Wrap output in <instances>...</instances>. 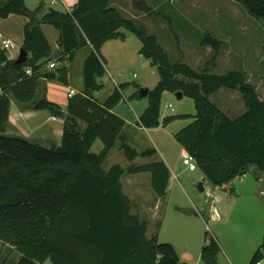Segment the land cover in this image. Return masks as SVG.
<instances>
[{"label":"trees","instance_id":"obj_1","mask_svg":"<svg viewBox=\"0 0 264 264\" xmlns=\"http://www.w3.org/2000/svg\"><path fill=\"white\" fill-rule=\"evenodd\" d=\"M235 1L248 16L264 22V0ZM133 6L149 13L144 0H134ZM42 14L40 8L30 12L24 0H0V19L17 15L29 20L21 46L29 56L25 64L14 65L0 49V242L22 255L18 264H183L171 244L159 243L156 234L146 237L147 223L131 213V204L121 190L124 170L119 165L107 172L102 169L118 142L130 163L157 153L154 149L138 153L128 146L124 120L110 112L123 98L121 89L126 85L114 89L102 105L93 100L98 80L105 75L101 47L110 40L124 41L122 30L141 42L139 54L156 67L159 81L148 91V106L138 125L156 129L190 117L192 122L174 138L213 188L227 187L250 168L256 178L264 174V100L240 72L215 75L204 69L198 73L181 62L172 63L155 37L124 18L109 0H77L71 12L49 9ZM41 24L58 32V55L52 54ZM201 45L217 50L220 41L206 34ZM83 47L90 48L83 63V94L72 96L65 112L57 104H45L52 116L63 120L61 146L44 148L5 135L11 101L35 109L40 79L65 83L67 63ZM59 56L54 71L41 72ZM221 89L239 92L246 112L235 118L222 114L209 100ZM176 92L193 101L195 114L161 120L162 95ZM78 120L85 122V128ZM98 139L104 148L93 154L91 147ZM142 173L151 174V189L163 199L169 180L165 165L153 162L127 169L128 175ZM220 252L218 242L206 235L201 262L218 264ZM263 259L264 235L250 263Z\"/></svg>","mask_w":264,"mask_h":264},{"label":"rangeland","instance_id":"obj_2","mask_svg":"<svg viewBox=\"0 0 264 264\" xmlns=\"http://www.w3.org/2000/svg\"><path fill=\"white\" fill-rule=\"evenodd\" d=\"M156 1L149 0L147 5L149 13L140 12L135 8L130 9L128 14L125 8L124 10L121 8L119 13L124 18L131 19L137 26H143L148 35L154 36L172 63L181 62L198 73L204 69L215 75L229 71L240 72L244 74L246 82L255 88L258 97L264 100V22L246 15L243 9H240L242 17L229 14L221 6L224 3L227 5L226 0H161L160 3ZM50 8L66 12L60 3L50 5ZM122 32L127 35L126 43L119 41L107 43L103 55L112 58V66L119 70L117 81L126 85L125 90L121 89L126 100L122 98L115 106V111L138 125L137 105L133 99L128 102L127 98H131L133 93H139L141 89L153 90L159 76L151 61L139 54L141 42L136 36L128 31ZM206 34L220 41L217 50L201 45ZM19 50L18 45L10 50L14 54V59L17 58ZM52 63L55 64V68L59 66L58 60H52ZM106 69L109 71L110 66ZM63 86L67 87L62 84ZM71 86L78 92L77 82L73 81ZM113 90L111 85L100 83L93 94L102 102ZM61 91L65 92V89ZM209 100L229 118L246 112L242 96L237 91L221 89L210 96ZM142 103L147 104V101L143 100ZM160 114L165 117L192 116L195 114V108L193 101L188 97L178 99L175 94L164 93ZM191 122L192 119L188 117L173 121L165 128L158 127L139 133L140 135L138 133L133 135L132 145L135 151L140 153L157 147L160 159L156 155L152 160L137 158L130 163L123 157L117 143L108 153L102 169L107 172L112 166L119 165L124 170L120 179L122 193L131 204V213L137 214L147 223L149 230L148 234L146 233L147 238L158 231L160 243L173 244L178 253L188 251L194 263L207 235L218 242L221 249V264H228L223 259V254H226L233 264H249L252 251L256 249L255 241L262 231L264 197L258 194V190L264 187V181L259 183L249 169L242 177L222 190L209 184L206 187L202 172L198 168L189 171L183 164L179 145L174 138L177 132ZM155 159V162L167 160L174 177L165 197L161 199L157 209L152 211L157 196L151 185L146 178H133L128 175L127 169L132 165H142ZM200 183L205 188L204 192L198 189ZM232 188L234 190L236 188V191L230 192ZM211 208L218 210L222 220L215 222L209 219ZM190 211H193L192 215L189 214ZM16 258L15 251L0 243V264L4 260L7 264H13Z\"/></svg>","mask_w":264,"mask_h":264},{"label":"crops","instance_id":"obj_3","mask_svg":"<svg viewBox=\"0 0 264 264\" xmlns=\"http://www.w3.org/2000/svg\"><path fill=\"white\" fill-rule=\"evenodd\" d=\"M24 1H25V6L27 7V9L30 12H35L38 8H40L44 13V12H47L49 9H51L50 8V5H51L50 0H24ZM144 1H145L146 5L149 4V0H144ZM160 1L161 0H157L156 2L160 3ZM226 1H227V5H226V3H224V4H221V6L223 8H225L229 14H232L233 16L236 15L239 17L243 16V14L240 10V9H242V7L235 0H226ZM133 2H134V0H109V5L113 8H115L117 11H119V9H121V8H122V10H124V8H125L126 9L125 12L128 14V11L130 9L134 10L133 9L134 8ZM58 3H60L65 8V11H66L65 13H68V12H71L73 7L76 5L77 0H61ZM32 6H34V7H32ZM28 21H29L28 18L17 16V15H11L7 19H0V35L2 36L1 37L2 39H0V42L3 39H10L14 42V47L10 48L8 51H4L1 49L2 51H4L7 54L8 60H11V61L15 60L14 54L10 50L15 49L16 45H18V47H20V49H21L22 42H23V28ZM49 27L52 28V30ZM40 29L42 30V32L44 33L45 37L48 40V43L51 47L52 54L58 55L59 54V48L57 45V41H58V37H59L58 32L51 25H48V24H41ZM46 29H47V31H46ZM124 36H125L124 41L110 40V41L105 42L103 44V46L101 47L100 54H101V57L103 58V60L105 61V66H104L105 67V75L103 78L98 80V84H100V83L101 84H109V85H111V87L113 89L119 88V86L122 85L116 79L117 75L119 73V70L112 66V63H111L112 58L103 55V50H104L105 45H107V43H110V42H118L119 41V43L125 44L127 41V35L124 34ZM140 49H141V47H140ZM89 53H90L89 47H83V48H81L75 52L72 61L67 63V72H66L65 83L59 82L57 80L49 81V80L41 78L39 81V84L37 86V91H36L37 99L40 100V99L44 98L46 100V102L57 104L62 108L63 112H65L68 108V105H69L70 99H71V97H68L69 91L73 90L75 92L73 96L78 95V94H83V91H84L83 74H82L83 63H84L85 59L87 58V56L89 55ZM59 58H61V57L59 56V57L53 58V60H57ZM62 59L64 60L65 58L62 57ZM50 63H52V61L48 62L43 67V69L41 70L42 73L54 71V68L50 69L48 67V65ZM108 66H110L109 71H107V69H106ZM106 72H107V74H106ZM73 81L77 82L79 85L78 92H76L77 90L72 89L71 83ZM62 84H64L67 87L66 88H64V86L62 87ZM62 89H65V92H62L61 91ZM80 90H82V91H80ZM134 94L135 93L132 94L131 98H129V99L127 98V100H128V102H130L129 100L133 99L134 104L137 105V112H138L137 113V122H139V117L142 115V113L145 111V109L148 106V100H147V98H140V97L139 98H133ZM110 95H111V93H108L106 98L102 102L99 101V99H96L94 97L95 94H93L92 97H93V100L97 104L102 105ZM163 95H162V97H163ZM122 96L126 100L123 93H122ZM162 97H161V102H162ZM136 99H143V100L147 101V104H143L144 103V102L142 103L143 100L138 101ZM110 112L113 113L114 115L120 117L122 120H124V122H125V127H124L125 140H126L128 146H130L132 149H134V147L132 145L133 135L136 133L139 134V133L145 132L147 130H151V129H145L143 127H140L139 125H137V123L136 124L131 123L127 119V117L118 114L115 111V107ZM160 116H161L160 117L161 120L165 118V116H163L161 114H160ZM180 120H183V119H180ZM175 121H177V120H175ZM78 123L81 126V128H85V126H86L85 122L78 120ZM63 127H64L63 120L52 116L51 113L48 110H46L45 108L44 109H32L30 107V105L18 104L15 101H11L10 108H9V117H8V121L6 124L5 135L11 136V137L22 138V139H24L30 143L37 144V145L42 146L44 148H49L51 146L59 147V146H61V143H62ZM116 145H117V143H116ZM118 147H120V143H119ZM178 147H179V154L182 158V155L187 153V152L185 150H183L180 146H178ZM103 148L104 147H103L102 142L98 139L93 143V145L91 147V153L99 154L103 150ZM154 150H156V153H157L156 155H158V158L160 159L161 157H159L160 153L158 151V148L156 147V149L154 148ZM122 155H123V152H122ZM123 157H125V156L123 155ZM148 160H152V158H149ZM155 161H156V159L154 161H150V162L144 163L142 165L151 164V162L153 163ZM161 161L165 165V167L169 173V180H168V186H169V184L171 183L172 177H174L173 171L171 169V165H169L167 160L161 159ZM137 166H139V165H137ZM250 172H252V168H250ZM262 175H264V174H262ZM262 175H261V177L256 178L259 183H263L262 181H264V177H262ZM131 176L133 178L134 177L135 178H138V177L146 178L148 180V184H150V180H151V174L150 173H142V174L131 175ZM236 179H238V178H236ZM235 180H233V183ZM207 184H208V182L206 181V183L204 185L207 187L208 186ZM168 186H167V188H168ZM222 189L223 188H221V190ZM166 191H167V189H166ZM235 191H236V188H235ZM258 194L260 196L264 197V187H262L258 190ZM217 198H218V200H220L219 196ZM156 200L157 201H156L155 206L152 209V211H155L157 209V205L159 204V202L162 201L158 197H156ZM215 210H216L217 214L219 215V219L216 220L215 222H219L220 220H222V217L220 216V213L218 212V210L216 208H215ZM224 214H226V213H223V215ZM154 215H155V213L153 214V217H154ZM261 224H262V227H261L262 231H261V233H259L258 240L255 241V248L256 249L255 248H254L255 250L253 249L254 251H252L253 252L252 256L255 253V251L258 249V247L260 246V244L262 242L263 235H264V211H263L262 217H261ZM148 232H149V230L147 229V234H148ZM157 234H158L157 240L159 242V233H157ZM149 238H151V237H149ZM0 243L3 246L8 247L10 250L15 251V253L17 254V258H16L15 262H13V264H18V262L22 258V255L14 247L7 245V244H3L2 242H0ZM203 244L204 243H202V245H201V249H202ZM171 245L173 246L174 250L176 251L175 246L173 244H171ZM176 253L179 256L180 262L183 264H191V263L192 264H201V260H200L201 250H200L198 256L196 257L197 259L194 263L191 261L192 258H191V255L189 254L188 251H182L181 253H178L176 251ZM223 253H225V252L223 251ZM223 255H224L223 259H225V261H227L228 264H233L232 260L226 254H223ZM188 262H191V263H188ZM250 262H251V259H250ZM259 262H261V264H264V259L259 261ZM1 264H7V262H5V260H4ZM44 264H53V263L50 261H46ZM218 264H221L220 253L218 255ZM249 264H251V263H249Z\"/></svg>","mask_w":264,"mask_h":264},{"label":"built area","instance_id":"obj_4","mask_svg":"<svg viewBox=\"0 0 264 264\" xmlns=\"http://www.w3.org/2000/svg\"><path fill=\"white\" fill-rule=\"evenodd\" d=\"M59 1H61V0H50V3H51V5H54V4L58 3ZM1 37L2 36L0 35V39H2ZM13 47H14V42L10 39H3L0 42V49H2L4 51H8L10 48H13ZM48 67L50 69H53V68H55V64L50 63L48 65ZM26 74L30 75V70H27ZM74 93L75 92L73 90H70L68 93V97H72L74 95ZM182 159H183V164L188 167L189 171H195L197 169V165H196V163H195V161L191 155H189L188 153H185L182 155ZM209 219L211 221H216L219 219V215L217 214L215 208H211V214L209 215ZM256 264H261V262H257Z\"/></svg>","mask_w":264,"mask_h":264},{"label":"water","instance_id":"obj_5","mask_svg":"<svg viewBox=\"0 0 264 264\" xmlns=\"http://www.w3.org/2000/svg\"><path fill=\"white\" fill-rule=\"evenodd\" d=\"M46 13L47 12H44L42 14V16L46 15ZM28 57H29L28 53L24 49L21 48L19 50V54H18L17 58L14 60V65L20 66V65L25 64V62L27 61ZM148 91L149 90H147V89H141L139 91V97L140 98H146L147 95H148ZM175 96L178 99H182L183 98V95H182L181 92H176ZM45 104H46V100L44 98H42V99H40V100H38L36 102V104L34 105V108L35 109H44L45 108ZM198 189H199L200 192H204L205 191V188H204L202 183L199 184ZM234 191L235 190L233 188L230 190V192H234ZM189 214L192 215L193 211H190Z\"/></svg>","mask_w":264,"mask_h":264}]
</instances>
